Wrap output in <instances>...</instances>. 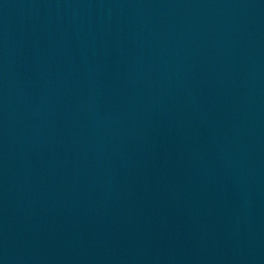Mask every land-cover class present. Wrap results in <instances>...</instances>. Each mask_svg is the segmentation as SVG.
Wrapping results in <instances>:
<instances>
[{"label": "water", "instance_id": "95a60500", "mask_svg": "<svg viewBox=\"0 0 264 264\" xmlns=\"http://www.w3.org/2000/svg\"><path fill=\"white\" fill-rule=\"evenodd\" d=\"M0 264H264L243 0H0Z\"/></svg>", "mask_w": 264, "mask_h": 264}]
</instances>
